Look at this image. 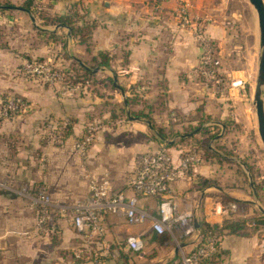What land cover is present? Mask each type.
Wrapping results in <instances>:
<instances>
[{
	"label": "crops",
	"instance_id": "obj_1",
	"mask_svg": "<svg viewBox=\"0 0 264 264\" xmlns=\"http://www.w3.org/2000/svg\"><path fill=\"white\" fill-rule=\"evenodd\" d=\"M22 1L8 2L22 5ZM138 1L99 0L88 5V2L85 4L78 0H37L40 10L36 13L41 22L45 19V22H49L47 19L53 17L51 15L61 12L69 15V24L59 27L64 30L65 38H70L68 40L72 45L69 51L62 46V53L68 59H72L73 55L80 58L86 67L77 71L98 75V79H94L96 89L91 88L94 93H89L86 98L60 99L45 93L40 98L41 107L34 117L26 123H9L12 126L0 129V264H137L147 257H153L151 260L159 258L157 260L165 264L190 251L200 241L202 233L198 226L201 221L221 223L228 213H232L225 210L228 201L248 198L242 191L223 189L217 184L227 167L218 156L219 151L207 145L209 152L205 156L202 154L205 158L192 171L179 176L169 189V194L181 209L200 205L204 207L194 217L198 222V232L191 237L181 236L176 230L158 233L150 227L149 221L129 224L123 213L105 215V233L100 239L88 238L84 233L76 231L69 213L59 214L55 211L58 223L55 235L42 233L36 228V209L30 204L29 197L18 191L23 184L32 187L41 182L55 205L70 204L76 197L83 195L87 191L89 176L99 178L108 175L118 189L126 195L133 194L129 183L135 171V157L140 149L136 147L135 141H124V137L135 135L131 123H142L148 135H154L151 123L155 125L154 122H157L168 127L171 123L173 126L176 124L179 131L199 128L198 133H201V129L205 130V134L215 139L222 131H215L214 124L229 128L228 124L233 125L238 119V114H233L228 100L225 101V92L204 89L199 81L197 87H194L195 95H192L193 87H190L186 79H182V74L189 70L195 55L191 33L180 32L177 40L179 44L173 53L169 52L165 46L173 31L171 23L158 22L151 13H145L144 19L143 11L132 4ZM207 5L197 4L194 7L195 16L200 19V23L207 20L203 25L212 37L220 41H231L233 56L224 55L223 58L230 60L233 57L237 63H248L250 30L234 26L230 33L223 31L225 20H228L225 10L212 13ZM0 8L8 13L11 9ZM15 10L20 13L11 19L13 15H9L8 21L2 24L5 30L0 37L4 38L5 43L11 44L12 59L17 60L13 61L17 64L23 55L34 54L32 48L26 52V39L31 34L28 30L32 32L35 25L30 18L28 21L27 11ZM168 15L169 11L163 13V16ZM236 18L232 16L234 21ZM71 26H89V37L82 40L79 34L71 32ZM102 54L107 62L101 61ZM219 75L222 76L220 71ZM123 91H126V100L116 99L115 96H122ZM96 94H113L117 101L116 108L105 98L94 97ZM190 105L193 106L185 112L176 109V106ZM132 110L143 115L134 117ZM172 112L176 113L175 124L170 116ZM63 114L73 116L71 127L63 140L46 144L44 118H56ZM111 121L116 124H108ZM93 122L100 126L96 128L95 139L86 159L82 160L72 149V143L83 133L86 125ZM202 126H208L207 130ZM161 139L155 146L150 144L142 148L140 153L166 144L167 139L164 136ZM169 145L166 146L176 164L181 149ZM110 154L118 158H114L113 162L109 159ZM123 154L127 156L120 159ZM209 200H216L213 208L206 207ZM158 202L156 196L137 197L138 206L152 214L156 213ZM129 233L140 234L143 240L141 251H135L127 245L126 236ZM258 233L263 235L264 223L251 235ZM154 235L161 240H156ZM229 238L226 245L228 254L225 256L223 252L220 253L221 259L216 264H264V242H260L259 238L234 235ZM80 248L86 249V256L79 258L75 252ZM94 252L98 253L97 258L92 254Z\"/></svg>",
	"mask_w": 264,
	"mask_h": 264
},
{
	"label": "rangeland",
	"instance_id": "obj_2",
	"mask_svg": "<svg viewBox=\"0 0 264 264\" xmlns=\"http://www.w3.org/2000/svg\"><path fill=\"white\" fill-rule=\"evenodd\" d=\"M51 1L54 2L56 0ZM78 1L80 3L84 1L85 4L88 2V5H92L99 0ZM201 3H207L208 9L210 8V12L212 13L225 10V17H228L229 21L225 20V30L223 31L230 33L234 26L235 28L239 26L242 30H250L251 37L249 41L251 40V42L247 44L250 50V56L249 58L247 57L249 60L248 63L247 61L237 63L234 61L233 57H231L230 60L223 58L224 55L233 56L231 41H220L217 37H212L208 33L206 26L203 25L207 20L201 21L200 23V19L195 16L194 7ZM132 4L143 11L144 19L145 13H151L158 22L165 21V23H171V29L173 31L171 32L170 41H168V44L165 46L171 53L174 52L176 46L179 44L177 40L180 38V32L185 31L191 33L195 55L189 70L182 74V79H186L190 87H193L191 90L192 95H195L196 90L194 91V87L196 88L197 83H199L201 49L205 43H208L214 53L215 65L217 62L216 67H218L222 74V82H224V89L222 91L225 92V101L226 99L228 100V105L231 106L230 108L233 114H238L236 122H233V125L230 123L228 124L229 128H227V126L221 128L218 124L213 125L216 129L215 131H222L215 139H212L213 137H211V135L205 134V130L202 129L201 133L197 132L199 129L195 131L198 133L197 135L194 133L192 135L187 134L181 136V134H185V132L177 129L179 126L175 124L177 118L174 112H172L170 116L172 117L171 119H174L172 121L175 126H173L172 123L169 124V127L161 126L160 123L154 122L157 127H162L164 138L167 139L166 145L170 144L169 146L181 149V155L189 151L200 155V160L189 166L184 174L192 171L194 167L205 158L202 157L199 150L202 151L204 146L207 147V145H210L213 150L219 151L220 154L218 156L221 157L227 167V169L223 171L225 174L219 178V183L217 184L223 189H236L248 195V198L243 201H237L236 199L232 200L235 202V207L233 209H227L225 207V210L227 212H232L236 218L244 217L248 211H252L255 214H264L262 211V209H264V144L258 134L256 114L252 102L257 74V58L260 49L258 44L257 18L252 4L248 0H139ZM5 8H11L13 10L10 9L8 13L2 11V8H0V35H2V32L5 30V28H2V24H4L6 20L8 21L9 15H13L10 16L9 19H11V17L17 16V14L20 13L15 10L16 8L22 9L25 12L27 11L28 21L31 19L36 27H32V32L28 30V33L31 34H28L26 39V52H29L32 48L34 54L28 53L29 55H23L17 64L13 62L17 60L12 59L10 50L11 44L9 45V42L5 43L4 38L0 37V129L6 126H12L9 123H19V125L26 123L29 119L34 117L36 112H38L37 110L41 107L42 100L40 98L45 93L60 99L75 100L78 98H86L89 93H94L92 92L93 87L96 89L94 85L96 81H94V79H98V75L88 74L87 72H80L79 74L81 75H78L77 70H81L82 67L85 66L83 61L75 55H73L74 57H72V59L71 57L68 59L67 55L62 53V46L69 51L72 45L68 40L70 38H65L64 36L65 32L62 27L67 26L65 22H57L51 19V17L47 19L49 22H45L46 19L44 22H41L40 16L36 13L38 12L36 9H28L16 3H9ZM165 11H169L168 16H163ZM61 13L51 16L57 18L63 15ZM212 13L208 14L214 17L215 15ZM232 16L237 17L235 21L232 19ZM67 35L69 36V34ZM64 42L65 45L63 44ZM4 43L6 45L2 46ZM244 56H246V53ZM244 59L246 60V57L243 58V60ZM97 70L98 69H95V71ZM212 91L215 90L213 89ZM125 94L126 91H123V94H121L122 96L116 95L115 97L120 101L126 100L127 95ZM94 97H100L101 99L105 98L108 103L109 101L111 102L114 109L116 108L115 103H117V101L113 94H107V96L96 94ZM124 106L126 107V104H124ZM192 106H176V109L178 108L180 111L185 112L191 109ZM132 115H134V117L140 116V114L134 113V110H132ZM189 115H191L190 112ZM72 117L71 115L63 114L56 118H44L43 129L45 131V143L55 144L63 140L66 135V133L64 134L66 130L61 133L59 138L54 137L53 130L55 127L53 124L67 121V129H69L71 127ZM182 121L184 122V119ZM108 124L114 125L116 123L111 121ZM89 126H93L94 129L92 130V139L87 148V155L95 139L96 128H99L100 125L97 122L86 125L81 135L85 134ZM131 126L135 131V135L133 137H124V141L125 143L130 141L136 142V147L140 149L136 156L142 151V148H146V146L150 144L155 146L160 143V140L156 139L153 134L148 135L147 132H144L146 128L142 123L134 122L131 123ZM114 127L112 128L114 129ZM202 127L206 130L208 128V126ZM194 129V127L191 128V130ZM168 140H171V142H168ZM125 155L127 156V154L121 155L120 159H123ZM114 158L117 159L118 157L113 154L109 155V159L113 162L115 161ZM213 179L216 181L215 177ZM0 182L2 183V181ZM3 184L5 186L8 185L7 183ZM39 184L42 183L33 184L32 187L23 184L18 188V191L23 193V188L27 187L33 189V187ZM213 185L217 188L216 183ZM31 191L33 192L34 190ZM215 205L216 200H209L206 207L211 206L213 208ZM203 208V205L190 207L194 217L198 216L201 209L204 210ZM202 218H205L204 214ZM259 233L257 236L229 233L226 230L219 231L216 234L220 244V253L223 252L224 255L227 256L228 252L226 245L228 239H230L229 236L232 237L234 235L249 239L256 237L259 238L260 242H264V233L262 236L259 235ZM159 254H161V252ZM152 258L147 257L137 264H162L161 260H157L159 258L151 260Z\"/></svg>",
	"mask_w": 264,
	"mask_h": 264
},
{
	"label": "built area",
	"instance_id": "obj_3",
	"mask_svg": "<svg viewBox=\"0 0 264 264\" xmlns=\"http://www.w3.org/2000/svg\"><path fill=\"white\" fill-rule=\"evenodd\" d=\"M200 61L199 81L203 88L222 91L224 82L219 75L214 53L208 43L202 46ZM67 125V121L53 124L54 137L59 138ZM93 129V126H89L85 134L76 137L72 143V149L82 160L87 157V148L93 136ZM199 160V154L189 151L182 153L179 162L175 164L166 144L139 153L135 157V171L129 183L133 191L132 195H126L118 189L108 175L99 178L89 176L87 191L76 197L70 204L55 205L44 184H39L33 189L25 187L22 192L29 197L30 204L36 209V228L48 235L56 234L58 227L56 211L59 214L69 213L76 231L84 233L88 238L100 239L104 235V217L108 213H123L129 224L149 221L150 227L158 233L176 230L181 236L191 237L198 232V228L194 225L192 210L181 209L173 196L169 194V189L170 185L184 174L189 166ZM138 195L156 196L159 199L155 214L138 206ZM53 205L56 206L55 209ZM225 207L233 209L235 202L228 201ZM126 243L135 251H141L143 248V240L139 233H129L126 236ZM215 244V239L209 237L205 242H198L193 249L172 258L165 264H206L216 251ZM85 250L77 249L75 256L82 257ZM92 254L98 257L97 252Z\"/></svg>",
	"mask_w": 264,
	"mask_h": 264
},
{
	"label": "trees",
	"instance_id": "obj_4",
	"mask_svg": "<svg viewBox=\"0 0 264 264\" xmlns=\"http://www.w3.org/2000/svg\"><path fill=\"white\" fill-rule=\"evenodd\" d=\"M9 0H0V7H5L7 4H9L8 2ZM22 7L31 9L34 8L37 11L40 10V5H38L37 0H23L22 1ZM51 19L56 20L57 22H65L66 24L68 23L69 20V15H62L59 17H51ZM76 30V31H75ZM71 32L75 33V34H79L80 37L82 38V40H86V38L89 37V33H90V29L89 26L88 27H77L74 28L73 26H71ZM102 59L101 61H106V57L104 56V54L101 55ZM107 62V61H106ZM78 75L80 72L77 71ZM89 74V73H88ZM143 115V114H140ZM152 127L154 128V137L158 140H162V136H164V131L162 129V127H157L156 125L153 124V122L151 123ZM68 128V127H67ZM65 129L66 131H68V129ZM64 130V131H65ZM63 131V132H64ZM66 131L64 132V134L66 133ZM193 130H186L184 131L185 134L190 133ZM195 132H193L192 134H194ZM191 134V135H192ZM64 136V135H63ZM200 154L202 155H207V153L209 152L207 147L204 146L202 151H199ZM258 214V215H257ZM264 223V214L262 213H254V212H248L244 217H239L236 218L234 217V215L232 213H228L227 216L223 219L222 223H211V222H207V221H201L199 223V229L202 233V241H206L207 238L209 237H213L216 241V251L214 252L213 256L211 257V259H209L206 264H216L217 262L220 261V244L218 242V237L217 234L219 231H224L226 230L229 233H235V234H240V235H251L254 232L258 231V229L261 227V225ZM154 238H156V240H161V238L159 236L154 235ZM199 241V242H200Z\"/></svg>",
	"mask_w": 264,
	"mask_h": 264
},
{
	"label": "water",
	"instance_id": "obj_5",
	"mask_svg": "<svg viewBox=\"0 0 264 264\" xmlns=\"http://www.w3.org/2000/svg\"><path fill=\"white\" fill-rule=\"evenodd\" d=\"M256 13L257 18V26H258V44H259V54L257 61V74L256 81L253 92V105L256 114L257 120V129L258 134L262 143L264 144V98L262 95L263 87H264V0H248ZM28 10V9H26ZM199 128H195L188 134H192ZM187 134H181V136ZM168 142H171L169 140ZM264 213V209H262ZM195 227L198 226V222L194 219Z\"/></svg>",
	"mask_w": 264,
	"mask_h": 264
}]
</instances>
